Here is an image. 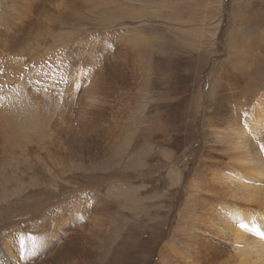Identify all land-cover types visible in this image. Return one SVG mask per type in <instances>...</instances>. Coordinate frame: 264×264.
<instances>
[{"label":"rangeland","instance_id":"rangeland-1","mask_svg":"<svg viewBox=\"0 0 264 264\" xmlns=\"http://www.w3.org/2000/svg\"><path fill=\"white\" fill-rule=\"evenodd\" d=\"M57 1L31 30L38 124L0 125V264H176L193 159L264 142L241 149L264 0Z\"/></svg>","mask_w":264,"mask_h":264},{"label":"bare ground","instance_id":"bare-ground-1","mask_svg":"<svg viewBox=\"0 0 264 264\" xmlns=\"http://www.w3.org/2000/svg\"><path fill=\"white\" fill-rule=\"evenodd\" d=\"M42 1L49 0H0V125L12 120L15 135L38 124L34 102L38 56L29 45L34 44L31 30ZM26 52L29 61L23 58ZM262 131L263 104L244 119L241 149L247 151V138ZM217 132L216 144L223 139ZM260 147L258 153L234 154L231 165L208 150L199 160L193 159L199 179L190 183L178 219L176 264H264V142ZM168 177L169 183L177 182L176 174Z\"/></svg>","mask_w":264,"mask_h":264}]
</instances>
